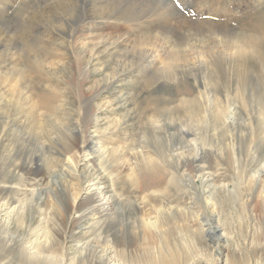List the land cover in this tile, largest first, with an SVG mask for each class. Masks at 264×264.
Masks as SVG:
<instances>
[{"label":"rangeland","instance_id":"obj_1","mask_svg":"<svg viewBox=\"0 0 264 264\" xmlns=\"http://www.w3.org/2000/svg\"><path fill=\"white\" fill-rule=\"evenodd\" d=\"M77 25L80 33L76 35L79 42L75 43L72 36ZM155 30H164L174 38L171 41L151 40L152 35L146 38V34ZM245 33L257 37L254 48L238 53L239 57L226 53L222 57L217 53L223 50L224 42H232ZM197 40L201 45L196 49L193 45ZM165 42H172L167 54L162 51L169 45ZM238 44L227 46L231 54ZM207 45L215 50L205 49ZM159 46L164 47L160 49L163 59L150 56V50ZM188 48L205 49L208 57L203 55L202 62L186 61L200 56L195 51L187 54ZM193 103L202 112L214 110L216 114L226 108L229 111L226 110L227 117L223 116L221 123L214 117L212 123L200 124L191 114ZM4 121L10 125L2 133L3 146L14 147L12 153H18L20 159L24 155V172L27 168L42 170L36 195L39 192L45 198L47 224L41 227L52 232L50 244L54 248L66 246L68 253L74 249V243L65 242L59 219L63 207L73 197L80 200L83 196L79 181L62 171L63 145L57 134H71L78 137L80 147L87 146H83L85 137L94 139L92 150H86L88 158L99 147L116 152L120 149L115 159L108 157L109 161L103 160L101 166L111 178L106 184L110 203L105 204V210H99L100 214L89 217L90 221L100 220L108 234L120 230L121 241L130 243L133 233L138 238L134 242L140 241L139 248L153 245L147 238L156 235L142 223L135 225V229L129 227L135 217L138 222L149 217L158 221V225L164 224L159 231H165V236L175 245L181 244L188 259L199 255L194 258L200 264H210L214 250L219 247L224 254L223 264L227 260L244 264L252 257L264 262V176L258 188L249 182L252 173H247L264 168L261 145L264 141H251L252 128L258 130L264 123V0H0L1 128ZM231 131L238 158L228 156L234 153L225 147ZM46 133L51 141L44 136ZM196 142L199 150L196 165L206 166L203 173L209 175L205 178L195 173L196 187L189 189V182V187L180 185L171 175L173 169L168 168L164 174L167 182L156 188L159 193L141 204L144 194L127 177L129 164L125 161L129 153L133 149L141 154L160 153L171 160L181 146L180 150L184 149L185 156L191 158ZM0 152L3 156L8 154L2 149ZM228 157L240 159V175L246 177V184L245 179L240 181L243 184L238 183L237 171L234 164L227 162ZM119 165L122 172L116 168ZM174 165H177L175 161ZM152 166L155 165L150 163L149 168ZM183 169L193 171L189 166ZM48 171L60 173L49 181ZM102 183L98 182L97 187L105 186ZM225 185H229L230 192L224 191ZM27 189L20 188L21 197ZM178 194L184 196L182 207L185 205L189 213L197 214L176 213ZM168 202L175 211L172 214L176 213L174 216H166ZM79 204L83 205L82 209L87 207L85 200ZM212 216L213 226H219L218 234L224 236L219 244L207 231L210 225L202 223ZM87 223H82V230L72 225L69 240L80 230H88ZM202 232L208 237V247H204V239L200 240ZM96 234L94 229L84 237L97 242ZM152 248L155 249L150 250V255L155 252L157 256L156 244ZM1 249L0 243L2 264H24L17 251L11 248L7 255Z\"/></svg>","mask_w":264,"mask_h":264},{"label":"bare ground","instance_id":"obj_2","mask_svg":"<svg viewBox=\"0 0 264 264\" xmlns=\"http://www.w3.org/2000/svg\"><path fill=\"white\" fill-rule=\"evenodd\" d=\"M141 2H143V1H141ZM143 4H146V3H143ZM166 22L167 21H165V23ZM168 22H167V24H168ZM160 25H162V24H160ZM79 27L80 26L77 25L76 32L72 36V41L75 43H77V40H78V37L76 35L78 33H80ZM182 27L184 28V26H182ZM156 28H157V26H156ZM152 29H154V28H152ZM173 29H175L174 26H173ZM156 30H155V32H153V34H146V38H148L152 35L153 37L151 36L152 37L151 40L155 39V40H160V41H166V40L171 41L172 36H169L170 34L167 35V33L164 30H158V31H156ZM185 31H187V30H185ZM224 31H225V29H224ZM150 32H152V30ZM198 32H197V35H198ZM188 33H190V32H188ZM206 33L207 32H205V35H206ZM177 34L175 33V36ZM191 34H193V33H191ZM143 36H145V35H143ZM186 36L188 37V35H186ZM172 38H174V37H172ZM207 38H209V36ZM239 38H236L232 42L230 41L229 43L228 42L223 43V40H222L224 48H223V50H217V53H219L222 57L226 54H227L226 56H228V55H234V56L236 55L237 56L238 53L239 54L244 53L247 51V49L254 48L255 44L258 41L256 36H254L253 34L248 35L247 33L239 35ZM125 40H127V39H125ZM217 40H220V38ZM78 42H79V40H78ZM155 42H157V41H155ZM199 42H198V40L195 41V45H193L194 46L193 48L197 49L198 45H201ZM165 43H168L169 45L167 44L168 46L166 48L163 47L164 49L162 48V46H159V47L155 48V50L154 49L150 50V52L152 53V54L150 53V56H152L154 54L157 58L159 57V58L163 59V57H161V56H163L164 54L161 53L160 49L162 48L163 49L162 51L166 52V50L167 49L169 50V48H171V45H172V42H165ZM234 43L235 44L239 43V44H238V46H236L234 48L235 51L231 54L230 53V50H231L230 45L234 44ZM162 44H163V42H162ZM184 44H186V43H184ZM190 45L192 46V44H190ZM153 46H154V44H153ZM207 46L206 47L203 46V47L205 49L209 48V50H213V51L215 50L214 47H210V46L207 47ZM227 46H229L230 48H228ZM205 49H204V51L203 50L197 51L194 49L189 50V48H188V50L186 49L185 51L187 52V54H188V51H195L200 55V56L195 55V57H193L191 55L193 58H189L186 61H192V60L198 59V61L202 62L203 60L201 58H203V55L207 56V54H208V53H206ZM209 52H212V51H209ZM166 54H167V52H166ZM212 54H213V52H212ZM185 56L189 57V55H185ZM206 56H205V58H206ZM237 57H239V56H237ZM183 60H184V58H183ZM163 62H165V61L163 60L162 63ZM240 66H241V64H240ZM207 70H209V68ZM234 75H236V74H234ZM186 105H187V103H186ZM197 108H198L197 104L196 105L194 103L191 104V107H190V110L192 111L191 114L194 118H196L197 123H200V124L205 123V125L212 123V118H214V117L218 118L220 123H221L223 121V116H224V119L227 117L226 116L227 115L226 110L229 111L228 108H226L225 110H223L221 112H216V114H217L216 115V114H213L214 110L213 111L209 110L207 112L204 111L205 112L204 113L201 110H199V108L198 109ZM202 113H204V115ZM94 117H95V115H94ZM224 123L225 122H223V125H224V127H226L225 126L226 123L225 124ZM90 124H92V123L90 122ZM1 125H2V128L0 127V150L2 149L5 152H8V154H6V156H3L2 153L0 152V243L2 245L1 250L3 252H6L7 255H8V253H10L12 251V250H10L12 248L13 252L17 251L18 255L21 254L19 256L22 257L21 262L24 264H200L199 261H195V258H194V257H199V255L194 256L191 259L190 258L188 259L187 253L185 252L184 247L181 244H179V246H178V244L175 245L174 242H171L169 240L168 235L165 236V234H166L165 231H162V232L159 231L162 229V227H164V224L158 225V221H151L152 218L147 217V218L142 220L143 222H141V221L138 222L137 217H135V219L129 224L130 228L135 229V225H138V223H142L154 235H156L155 237H148L147 238V240H149V243L151 242L154 244L153 245L149 244L145 248H139L140 241L134 242V239L138 240V238L133 233H131L132 235H130V237H131L130 243H126L125 240L121 241L122 237H119L120 230L118 233L108 234L109 231H106V228L103 227V224L100 223L101 222L100 220L94 221L91 219V221H90L89 217L95 216L96 214H100L101 211H99V210L101 208L105 210V208H106L105 204L109 205V203H110V200H111L110 197L106 196V193H107L106 188L108 187L106 184H108L111 181V178H110L109 174L106 173V170L102 169L101 166L103 165V162H104L103 160H105V162H107L106 160L108 159V157H110V158L116 157L115 155L117 152H119L118 150H120V149H118L116 152L115 151L116 149L111 150V149H108L106 147H101V148L99 147L95 152L93 151L94 155L90 156V158H88V155H86L87 154L86 150L91 149L90 146L93 145L94 139H92V138L87 139L85 137L86 140L84 138L83 146H85V145H87V146L80 147V145L77 144L78 142H80L78 137L77 136L73 137V135H71V134L69 136H64L65 134L64 135L63 134H57V137H60L62 139L61 143L63 145V147H62L63 151L61 153L62 154L61 156L63 157L62 162L64 163V169H62V171H64V173H69V177L76 178L79 181L80 186L83 187V189H82L83 196H81L80 200H85L87 202V207L82 209L83 205L79 204L80 200L77 199L76 196L71 199V203L69 205H67V207H63V215H61V219H59V229L62 230V236H64L65 242L74 243L73 244L74 249L72 248L73 250H70L72 252L68 253L66 246H63V245L59 246L60 247L59 249L54 248L53 245L50 244V242H51L50 236H51L52 232L50 230L46 231L45 228L41 227L43 224H47L46 210L43 208V205L45 203V198L41 197L42 193L39 194V192H38V195H36V190L39 188V186L41 185V181H42L41 178H38L41 175L42 170H39V169L32 170L31 168H27L28 171L24 172L25 171L24 169L26 167V163H25L26 159H24V155H23V159H20L18 153H15V155H13L12 152L14 151V147L9 148L10 145H4L3 146V140H5V139L2 137V133H4L7 130L10 123H9V121H4L1 123ZM90 127H91V125L87 126L85 128L84 134L87 133V129H90ZM226 128L229 129V127H226ZM252 129H253L254 134L252 136L251 141L255 142L257 139H262L264 141V123H263L262 127L261 126L259 127L258 130L254 129V128H252ZM232 133H233V131L229 132L228 143H225V147L228 150L233 151V153H234V154H229L228 156L237 157L235 155V145H236L235 140H234L235 135H234V137H232ZM48 134L46 133L44 136L47 137V139H49L51 141L52 139L49 138ZM178 135H181V134L179 133ZM184 138H187V137H184ZM231 138H234V139H231ZM185 140H186V142L189 141V139H185ZM176 141H179V140H176ZM193 141H195V140H193ZM175 144L178 145V143H175ZM261 145L264 148V143H262ZM194 146H195V148L193 149V154H192L193 156L191 158H187L185 156V150L184 149L180 150L181 146L180 147L178 146L177 149L175 150L176 154L171 156V160H168V158H165L160 153H153L152 154L151 152H149L147 154L146 153L141 154L140 152H137V151L135 152V149L132 148L133 149V152L131 151L132 154L130 155V153H129V158L125 161L126 165L129 164V167L127 169L129 171V174L127 175V177L132 180L133 184L137 185L136 190L141 191L144 194L143 197H141L142 198L141 204L145 203L143 200L151 199L152 197H154L156 194L159 193V191L156 190V188L167 182L168 179L166 176H164V174L168 171V168H169V170L173 169V172L171 174L172 177L174 179L179 180L181 182V183H179L180 185L186 186V187L190 186L189 189H193L196 187V183H195L194 178H198V177L195 176V173L198 172V173H200V176L202 174V176L205 178H206V176L209 175V172L203 173V171L206 170V168H205L206 166L202 167L204 165H202V166L196 165V163L198 161V157H199L198 156L199 150L197 148V146H198L197 142L194 144ZM196 151H198V152H196ZM237 158H234L233 160H231V158L228 157L227 162L231 165L234 164L235 171H237V175H238L237 176L238 183L240 185L243 184V182H240V181L245 179L244 184H246L247 183V182H245L246 177L245 176L242 177L240 175V172L242 169L238 165L240 159H237ZM8 159H9V161H8ZM14 159H16L17 161L13 162ZM125 159H126V157H125ZM183 159H187V160L184 162ZM139 160H142L143 165L141 163L138 164ZM230 160H231V162H229ZM108 161H109V159H108ZM122 161L124 162V160H122ZM174 161L176 162L177 165H174ZM182 161L184 162V164L182 163ZM150 163H153L155 166H152L151 168H149ZM171 163H173V164H171ZM117 164H119V163H117ZM123 165L125 166V164H123ZM33 166H34V161H33ZM187 166L193 167V171L192 170L189 172L185 171L183 168L187 167ZM211 166H212V164H211ZM87 167H89L91 169L88 168V171H85V169ZM120 167H121V165H119L116 168H119L118 169L119 172L121 169V172H122L123 171L122 167L121 168ZM124 171H125V169H124ZM250 171L247 172V173H252V175L249 179V182H251L252 184H254L255 186H257L259 188L261 186V184L263 183L262 177L264 176V168L263 169H257V170H250ZM218 172H216V173H218ZM58 173H60V172L48 171V175H47L48 180L49 181L52 180L51 177L53 175L58 174ZM25 174H27L26 177H25ZM198 176H199V174H198ZM31 177H34V178H31ZM101 181H103L102 184L105 186L98 188L97 184H98V182H101ZM170 181H172V180L170 179ZM15 182H17V183H15ZM187 183L189 186H187ZM238 183H236V184H238ZM20 188H26V189L28 188L27 192L25 193V195L23 197H21V194L19 192ZM223 189H224V191L230 192L229 191V185L228 186L225 185ZM185 190H186V188H185ZM214 190L217 191L218 188L214 187ZM45 191L47 192V190H45ZM178 196H179V194H178ZM178 196H177V198H175L177 200L175 203H176V209H177L176 213H178V215L184 216V214L187 212H188V214L192 213V215H194V213L197 214V212H194V211L189 213V208H186L185 205L182 207V204L184 201L183 200L184 196H181V195L179 197ZM55 203L61 209L62 205L56 198H55ZM134 203H135V206L137 208L136 202H134ZM168 205H169V207H168V211H167L166 216L167 217L174 216L176 213L174 215L172 214L175 211L173 212V207L170 205V202H168ZM145 215H147V214H145ZM85 218H86V221H88V223H87V225H88L87 229L88 230H85V232H83V231H81L82 230L81 225L83 222L84 223L86 222ZM183 218H185V217H183ZM211 218H213V216L209 217V218L207 217L206 219H203L202 223H207L210 225V227L207 229V231L211 232L212 238H215L214 240L216 242H218V244H219V242L221 240H223L224 236L223 235L220 236L221 234L220 235L218 234L220 227L219 226L218 227L213 226V223L211 222L212 221ZM182 222L184 223L185 221L182 220ZM35 224H37L38 226L34 228L33 226ZM72 225L77 226L76 227L77 229L81 228V230L79 231V233L74 234L73 237H75V238L70 241L69 237H68V233H69ZM94 229H95V233L97 232L96 238H98V241H97L98 243L91 241V240H87V238L84 237V236H87L88 233H91L92 230H94ZM1 234L3 235L2 238H1ZM202 235H203V237H201L200 240L204 239L205 240V242H203L204 247H208V245H209L208 237L206 235H204V232H202ZM71 237H70V239H71ZM67 240H69V241H67ZM155 244H156V248L158 249L157 256H155V254H154L155 252L150 255V250L155 249V248H152ZM251 244H254V241ZM258 245L260 246L261 244H258ZM246 248H248V247H246ZM223 256H224V254L222 252V249H220V247H219V249H215L214 250V258H212L210 260V264H223V261H222L224 258ZM2 262H4V259H2L0 257V264H2ZM225 264H232V263H231V261L229 262L227 260V261H225ZM237 264H239V263H237ZM244 264H264V262H262V260L259 258L252 257L251 261L250 260L245 261Z\"/></svg>","mask_w":264,"mask_h":264}]
</instances>
